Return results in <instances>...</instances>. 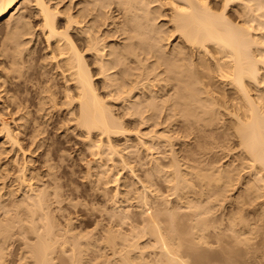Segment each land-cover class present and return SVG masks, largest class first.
Segmentation results:
<instances>
[{
    "label": "bare ground",
    "instance_id": "6f19581e",
    "mask_svg": "<svg viewBox=\"0 0 264 264\" xmlns=\"http://www.w3.org/2000/svg\"><path fill=\"white\" fill-rule=\"evenodd\" d=\"M217 1L0 0V172L28 186L0 264L15 226L26 264H264V0ZM72 134L88 181L117 186L100 229L53 214Z\"/></svg>",
    "mask_w": 264,
    "mask_h": 264
},
{
    "label": "rangeland",
    "instance_id": "374dc122",
    "mask_svg": "<svg viewBox=\"0 0 264 264\" xmlns=\"http://www.w3.org/2000/svg\"><path fill=\"white\" fill-rule=\"evenodd\" d=\"M216 1L217 0H214V2L216 3ZM219 1H217V3H218ZM28 8H27V11L28 10H31V11H33L35 8H34V6H32L31 4H28ZM230 8L228 9V14H231V16H233L234 18H236V19H240V17H239V12H237V10H239V8L237 7V6H229ZM238 9H237V8ZM34 8V9H33ZM29 12L30 13V15H31V20H32V23L33 24H37V21H38V19L34 16V14H33V12ZM230 11V12H229ZM233 14V15H232ZM238 16V17H237ZM37 26V25H36ZM41 48V43H39V44H37V47H36V54L37 55H40L39 54V52L41 53V51L39 50ZM38 52V53H37ZM33 68H34V66H33ZM33 68H31L30 70H29V72H32L33 71ZM52 114L54 115V119H57L58 118V113L57 112H55V110L52 112ZM0 128H1V125H0ZM1 131H2V129H0ZM55 130V131H54ZM47 131H48V136L49 137H51V138H53V139H56L57 140V131H56V129H54L53 127H51V126H49V128H47ZM2 133H3V131H2ZM2 133L0 132V146H1V144H4L3 142H4V136L2 135ZM49 133H50V135H49ZM4 134V133H3ZM56 134V135H55ZM3 136V137H2ZM72 136V137H71ZM70 137L72 138V141H70L69 143L68 142H63L62 144H63V151H60V153L61 154H64L63 155V157L62 158H57V159H55L56 161H55V163H57V161H58V163L54 166V171H55V174L58 176H60L61 178L60 179H62L63 178V180L62 181H64V182H62V184L64 185V186H62V187H64V188H62L61 187V189L63 190H66V192L63 190V193H64V196H65V200L67 201L68 200V203L67 202H65V201H63V206H64V208H66V209H63V210H58L57 211V209L56 210H54L53 211V214H55V216H57L56 217V221H57V218H59L58 219V221H57V223L58 224H61V223H63V225H58L59 227H63L64 225H65V223H66V221H65V216H72L73 218H74V220L75 219H78V222H77V225H80L81 226V228H83L84 227V229L85 230H95V229H100L99 227H101L102 225H104V223H102L101 222V219H103V217H104V219L102 220L103 222H105V224H107V222L109 223V221H107V220H109V218H110V216H109V212L112 210V211H115V209H117V208H115L114 210H113V206H111V204H110V201H109V199L112 197V194L113 193H115V190H117V186L116 185H113V184H109V186H107L105 183H104V180H100L101 181V183H100V181H98L100 184H98V182H95V181H93V182H90V181H88V178H89V176H86L87 174L85 173V172H87V163H85L86 161L85 160H87V159H84L83 160V158L81 159V152H83L82 150H83V147H85L84 146V143H83V139H82V137L81 138H79V137H75V135L74 134H72V135H70ZM59 140V139H58ZM26 141V140H25ZM25 141H23V143L25 142ZM50 141H52V139L50 140ZM5 143H6V140H5ZM4 145H6L7 147L8 146H10V144H4ZM66 145V146H65ZM78 146V147H77ZM178 146H180V144L178 145ZM177 146V147H178ZM10 149V148H9ZM79 150H80V152H79ZM76 151V152H75ZM14 153L13 151L12 152H10L9 154H8V156L6 155H3L2 156V161L4 160V161H8L9 160V157L12 155V154ZM34 155V154H33ZM33 155L31 156V155H29V156H31V157H33ZM88 154H87V152H86V154H85V156H86V158H89V156H87ZM29 156H27V159H28V157ZM39 156V157H38ZM41 156V157H40ZM23 157V156H22ZM38 157V158H37ZM63 158H64V160H63ZM20 160L21 159H23V158H21V156H20V158H19ZM35 159H37V160H35ZM38 159H40V160H38ZM42 159H43V156L41 155V154H36L35 153V155H34V157H33V159H31L30 157H29V159H28V161L31 163V162H33V165H31L30 164V167L31 168H33L34 166V168L33 169H31L30 168V173L31 172H34V173H41V175H43V174H45V169L47 170V167L45 166V165H43V163H42ZM75 160V161H74ZM34 161H35V163H34ZM42 163H40V162ZM60 161V162H59ZM62 161V162H61ZM60 163V164H59ZM35 164V165H34ZM40 164H41V166H40ZM62 164V165H61ZM43 165V166H42ZM60 165V166H59ZM58 166H59V168H58ZM37 167V168H36ZM46 167V168H45ZM62 167V168H61ZM76 167V168H75ZM119 167H120V169H121V165H119ZM12 168V169H11ZM11 168H10V173H8V175L10 176H8L7 174H6V176H3L2 177V173L0 174V185L2 184V182L3 181H5V182H8L9 184H11V182L10 181H12V179H14L13 177L15 176V174H17L16 173V167H14L13 168V166H11ZM38 169V170H36V169ZM35 169V170H34ZM43 169V170H42ZM58 169V170H57ZM73 169V170H72ZM77 169V170H76ZM42 171H43V174H42ZM45 171V172H44ZM57 171V172H56ZM75 171V172H74ZM59 172V173H58ZM74 172V173H73ZM94 172H96V170L94 171ZM30 173L28 174V176L30 175ZM14 174V175H13ZM122 174L123 175H125L126 176V169L124 168V170H123V168H122ZM74 175V176H73ZM85 175V176H84ZM95 175V174H94ZM94 175H92V179L95 177L96 178V175L94 176ZM44 177H43V179H44V181L45 182H47L46 184H51V182H50V180H52V176H47V175H43ZM46 176V177H45ZM5 177V180H1V178H4ZM8 177V178H7ZM50 178V179H47V178ZM86 178H87V180H86ZM94 178V179H95ZM18 184H20L21 182L18 180H16V179H14ZM14 180H13V182H14ZM36 181V179H33V181L32 182H35ZM48 180V181H47ZM43 181V182H44ZM12 182V183H13ZM29 182H31V181H29ZM43 182L41 183L40 181H36V183L35 184H39V183H41V184H43ZM50 182V183H49ZM87 182V183H86ZM88 182H90L89 183V185H88ZM7 183V184H8ZM92 183V184H91ZM97 183V185H95L94 186V184H96ZM8 184V185H9ZM100 185V186H99ZM106 185V186H105ZM53 186V185H52ZM89 186V187H88ZM91 186H93L92 188H91ZM97 186H98V188H97ZM116 186V187H115ZM25 189H24V188ZM28 187V186H27ZM27 187H25V186H22L21 184L19 185V194H17V197H16V195H9L8 196V198H7V207H6V209H4V208H2L1 210H0V212H1V214H0V216H1V220L2 221H7V217H9L11 214H12V212H13V214H14V211H15V209H16V207H17V204H18V202H19V199H21L22 197H23V192L25 191L26 192V190H27ZM50 188H52L51 187V185L49 186ZM104 187H106V189L104 188ZM66 188V189H65ZM94 188V189H93ZM72 189V190H71ZM93 189V190H92ZM96 189V190H95ZM77 193V194H76ZM102 193V194H101ZM72 198V199H71ZM73 198H74V200H73ZM15 200V201H14ZM17 200V201H16ZM72 200H73V202H72ZM81 200H82V202H81ZM17 202V203H16ZM77 202H78V204H77ZM85 202V203H84ZM106 202V203H105ZM109 203V204H108ZM6 204V203H5ZM13 204V205H12ZM70 204V205H69ZM73 204H75V205H73ZM125 204L126 203H122V205L123 206H125ZM73 205V206H72ZM94 205V206H93ZM75 206V207H74ZM78 206V208L76 209V207ZM101 206V207H100ZM9 207V208H8ZM15 207V208H14ZM95 207V208H94ZM108 207H109V209H108ZM112 207V208H111ZM7 208H8V210H7ZM71 208V209H70ZM75 208V209H74ZM88 208V209H87ZM104 208V209H103ZM107 208V209H106ZM111 208V209H110ZM69 209V210H68ZM13 210V211H12ZM71 210V211H70ZM77 210V211H76ZM109 210V211H108ZM118 210V209H117ZM3 211V212H2ZM7 211V212H6ZM58 213H57V212ZM63 211V213H61ZM77 213H76V212ZM91 211V212H90ZM8 212H10V213H8ZM55 212V213H54ZM60 212V213H59ZM65 212V213H64ZM70 213L69 215H68V213ZM4 213V214H3ZM88 213V214H87ZM104 213V214H103ZM106 213H108L107 215H106ZM57 214V215H56ZM65 215V216H62V215ZM59 215H60V217H63V218H60L59 217ZM77 215V217L78 216H81L80 218L78 217H75ZM3 216V217H2ZM84 216H86V218L84 217ZM107 217H108V219H107ZM4 218V219H3ZM81 218H83V219H81ZM107 219V220H106ZM80 220V221H79ZM83 220V221H82ZM89 220L90 221V223H89V221L87 222V221ZM100 220V221H99ZM59 221H61V223L59 222ZM63 221V222H62ZM81 222H83V223H81ZM81 223V224H80ZM102 223V224H101ZM90 224V225H89ZM100 224V225H99ZM85 225V226H84ZM88 226V228H87V226ZM95 225H97V226H95ZM83 226V227H82ZM97 227V228H96ZM15 228V229H14ZM80 228V227H79ZM17 229V230H16ZM43 229V227H41V231H43L42 230ZM21 237V238H20ZM35 239V238H34ZM34 239H30V240H33L34 241ZM29 240V241H30ZM28 241V242H29ZM33 241H30V242H33ZM23 243V244H22ZM7 244H9L8 246H7ZM26 245V243H25V238L22 236V235H19V228L17 227V226H15V227H13V231H12V234H11V236H10V239L7 241V243H6V247H7V251H6V256L8 257H6V261H7V263H5V264H18L19 262H21L22 264H26L27 263V261H29L28 259V257L25 255V252L24 251H26V249H27V247L25 246ZM23 249H25L24 251H23ZM104 252V251H103ZM106 252H110L109 250L108 251H106ZM23 253V254H22ZM93 253V251H90V254H92ZM61 254V253H60ZM60 254H58V255H60ZM23 255V256H22ZM22 256V257H21ZM24 257V258H23ZM21 258V259H20ZM26 261H24V260ZM58 260V261H57ZM18 261V262H17ZM24 261V262H23ZM57 261V262H56ZM56 262V263H55ZM59 262V263H58ZM20 263V264H21ZM54 264H61V262H60V260L59 259H55V261H54Z\"/></svg>",
    "mask_w": 264,
    "mask_h": 264
}]
</instances>
